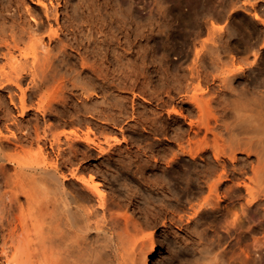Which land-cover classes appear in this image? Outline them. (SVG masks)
<instances>
[{
	"label": "rangeland",
	"instance_id": "374dc122",
	"mask_svg": "<svg viewBox=\"0 0 264 264\" xmlns=\"http://www.w3.org/2000/svg\"><path fill=\"white\" fill-rule=\"evenodd\" d=\"M60 2V37L67 42V54L55 56L50 71L55 78L46 82L40 95L29 86L28 117L36 122L35 115L41 116L40 124L45 126L49 119H43L42 112L54 110L65 114L61 121L50 118L52 124L60 122L57 131L74 128L85 136L90 129L95 142L89 145L82 139L74 147L67 145L62 169L66 187L81 202H94L101 229L112 232L106 262L121 258L122 264H264V171L251 169L256 156L248 158L243 148L236 151V166L247 167L246 173H240L227 154L222 155L230 176L245 180L248 187L241 185L238 195H229L226 188L232 181L228 179L220 185L218 201L206 181L221 171L214 152L229 153L231 136L217 138L208 132L191 144L185 139L184 145L194 150L191 154L180 150L175 134L180 127L189 128V119L175 110L181 106V93L190 88L206 104L203 112L195 110L193 118L220 130L218 122L225 110L249 115L258 131L238 126V117L226 120L235 127L243 147L261 150L262 92L252 90V83L241 78L229 81L226 88L220 78L225 74L212 64H243L247 74L264 68V49L257 66L253 50L248 49L251 43L259 49L264 40V26L254 16L256 9L264 17V0ZM0 8L6 25L13 19L32 22L31 10L48 22L36 0H0ZM213 21L223 29L212 32ZM45 40L49 42L47 35ZM55 43L51 47L57 51ZM20 45L15 49L17 59L33 60L41 51L28 39ZM196 60L203 65L201 79L190 77ZM242 88L253 92L243 94ZM62 89L66 101L62 97L57 101ZM1 107L6 109V104ZM12 109L19 111L13 105ZM24 155L34 160L45 157L37 148ZM91 175L105 193L104 207L81 179ZM236 220V232L229 236L226 229Z\"/></svg>",
	"mask_w": 264,
	"mask_h": 264
},
{
	"label": "bare ground",
	"instance_id": "6f19581e",
	"mask_svg": "<svg viewBox=\"0 0 264 264\" xmlns=\"http://www.w3.org/2000/svg\"><path fill=\"white\" fill-rule=\"evenodd\" d=\"M64 1L67 2V0ZM36 3L43 7L49 23L40 13L34 14L32 10H27L32 22L21 24L13 19L10 25H6L7 22L1 19L3 14L0 12V61L2 58L7 60L4 64L0 62V90H2L0 92V264H122L121 258L118 260L117 255L118 261L115 263L114 261L107 263L112 261L105 260L108 240H111L113 236L112 232L105 228L101 229L98 206L94 202L90 204L81 202L79 197L66 187L67 176L62 169V163L67 160L66 146L74 147L82 139L91 145L95 140L89 135L90 129L85 136L74 128L57 131L56 127L58 128L57 125L60 123L58 121H61L65 114L55 113L54 110L41 111L42 118L49 119L45 126L40 124L41 116L35 115L36 122L34 118L32 122V118L28 117L32 107L27 104L29 86L34 88L33 91L30 90L31 92L35 90L36 95L37 93L40 95L46 82L52 77L55 78L50 74L55 56L59 53L67 54V42L60 37L62 13L58 6L61 3L60 0L57 5L54 0H36ZM0 11L3 12V10ZM3 16L5 17V14ZM254 16L264 26V17L256 9ZM54 21L56 24L53 23ZM223 27L213 21L211 30L216 32ZM46 35L49 42L45 40ZM26 39L30 40L36 49L41 50L33 60L16 58L15 49L20 48V44ZM53 41L56 42L53 46L57 51L51 47ZM68 44L74 46L72 42ZM76 47L80 49L79 45ZM248 49L253 50L254 66H257L255 64L261 56L260 49H264V40L259 45V49L255 50V43H251ZM80 56L85 60L81 53ZM85 61L82 60L83 66L86 65L87 61ZM198 61H194L190 69L192 79L202 78L203 65ZM7 65L9 69L6 68ZM212 67L222 69L225 75H221L220 78L225 82L226 88H230L227 85L229 81L241 78L252 83V90L261 91L264 98V68L259 69L258 72L253 69L254 73L247 74V67L243 64L230 66L212 64ZM83 89L85 90V87ZM3 91L8 92L6 95L10 98L9 103H6V95ZM250 92H253L250 88H242L241 91L243 94ZM58 97L66 101L63 89L57 94V101ZM180 98L178 103L181 106L175 111L180 117L189 119L188 129L180 127L175 130L180 150L194 153L192 148L184 145L185 139L191 144L202 133L213 132L217 138H223L224 134L228 133L232 139L230 151L225 153L215 150L214 156L220 162L221 171L217 173L216 178L206 183L210 193L220 201L222 199L220 185L230 179L232 183L226 188L227 194L236 195L239 187L241 185L248 187V183L238 176H230L227 171L228 164L222 159V155L227 154L235 171L246 173V166H236L238 160L236 151L243 148L248 158L252 156L257 158V163L251 162V169L256 172L260 169L264 171V168H261L264 164V129L258 132L259 141L263 145L261 150H253L250 146L243 147L235 127L226 119L238 117V126L252 129L254 132L258 131L255 119L242 113L240 115L236 109L225 110L222 122H218L219 127L222 128L217 130L216 126L202 124L199 119L192 117L195 110L201 113L206 105L195 91L187 88L181 93ZM172 101L175 102L174 99ZM2 102L6 104V109H2V104L5 105ZM186 103H189V106L184 108ZM12 105L14 108H19L18 113L13 111ZM54 116H57L58 121L52 124L50 118ZM2 121L6 122L2 124ZM34 148L38 149V153L45 155L44 159L34 160L31 157H25L24 154ZM70 158L72 157L68 160H71ZM62 159L65 160L62 161ZM81 179L87 183L92 193L98 196L99 204L104 207L105 193L101 189L100 182L94 175L88 179L82 176ZM237 225L236 220L233 227H227L229 236L234 235ZM103 233L105 237L100 238V234ZM154 243H152L153 249Z\"/></svg>",
	"mask_w": 264,
	"mask_h": 264
}]
</instances>
